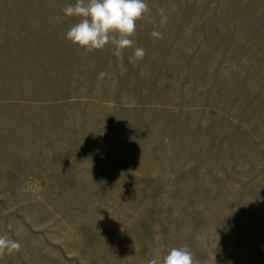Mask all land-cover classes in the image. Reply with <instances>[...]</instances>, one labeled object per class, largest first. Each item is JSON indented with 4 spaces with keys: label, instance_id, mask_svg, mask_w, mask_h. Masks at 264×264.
Returning a JSON list of instances; mask_svg holds the SVG:
<instances>
[{
    "label": "rangeland",
    "instance_id": "374dc122",
    "mask_svg": "<svg viewBox=\"0 0 264 264\" xmlns=\"http://www.w3.org/2000/svg\"><path fill=\"white\" fill-rule=\"evenodd\" d=\"M75 2L0 0V264H264V0H145L122 58Z\"/></svg>",
    "mask_w": 264,
    "mask_h": 264
},
{
    "label": "clouds",
    "instance_id": "9594fccd",
    "mask_svg": "<svg viewBox=\"0 0 264 264\" xmlns=\"http://www.w3.org/2000/svg\"><path fill=\"white\" fill-rule=\"evenodd\" d=\"M149 12L145 0H76L74 4L63 9L67 17L78 18L65 34V39L88 52L103 50L107 45L114 47L113 54L117 58L123 57L126 48H132V37L136 32L137 21L144 18ZM163 16V9H158ZM59 19V18H58ZM166 23V18L161 20ZM150 35L162 39V33L153 30ZM145 50L136 47L134 55L130 57L131 63L142 60ZM101 77L105 73L100 74ZM21 244L7 235H0V257L6 253L19 252ZM214 259V256H213ZM148 264H199L194 260L193 253L187 245L173 247L161 259L154 256Z\"/></svg>",
    "mask_w": 264,
    "mask_h": 264
}]
</instances>
